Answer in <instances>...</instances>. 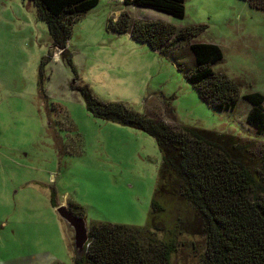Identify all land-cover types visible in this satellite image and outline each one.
I'll use <instances>...</instances> for the list:
<instances>
[{
	"label": "rangeland",
	"instance_id": "1",
	"mask_svg": "<svg viewBox=\"0 0 264 264\" xmlns=\"http://www.w3.org/2000/svg\"><path fill=\"white\" fill-rule=\"evenodd\" d=\"M185 8L183 19L142 8L128 14L178 29L206 25L198 39L224 53L214 71L241 86L235 111L209 107L169 57L111 32L107 0L73 28L74 71L33 3L0 0V264H74V231L57 211L70 203L84 209L89 232L96 223L147 225L162 165L156 140L95 118L74 84L170 126L264 142L247 124L252 105L244 99L264 95V11L248 0H185ZM206 251L205 237L184 235L171 264H203Z\"/></svg>",
	"mask_w": 264,
	"mask_h": 264
},
{
	"label": "trees",
	"instance_id": "2",
	"mask_svg": "<svg viewBox=\"0 0 264 264\" xmlns=\"http://www.w3.org/2000/svg\"><path fill=\"white\" fill-rule=\"evenodd\" d=\"M26 1L35 5L53 48L74 71L68 49L73 28L100 0ZM248 2L253 9L264 11V0ZM125 4L179 19L186 13L185 0H125ZM108 29L128 34L135 42L169 57L209 107L235 111L241 86L213 69L223 61V50L213 43L196 42L207 31L206 25L178 29L164 22L136 20L122 12L116 21H109ZM183 49L190 54L192 66L182 62L179 51ZM43 66L45 62L41 72ZM72 89L82 95L95 118L147 133L162 155L147 225L94 224L88 247L74 264H171L184 235L207 239L203 264H264V142L170 126L122 103L101 101L83 82ZM244 99L252 105L247 124L264 135V95L248 93ZM52 205L58 207L55 193ZM69 210L84 218L81 206L70 203Z\"/></svg>",
	"mask_w": 264,
	"mask_h": 264
},
{
	"label": "water",
	"instance_id": "3",
	"mask_svg": "<svg viewBox=\"0 0 264 264\" xmlns=\"http://www.w3.org/2000/svg\"><path fill=\"white\" fill-rule=\"evenodd\" d=\"M57 211L62 219L65 220L74 231V248L76 250V255L81 256L88 247L90 237L85 219L74 215L68 210L67 206L59 207Z\"/></svg>",
	"mask_w": 264,
	"mask_h": 264
},
{
	"label": "crops",
	"instance_id": "4",
	"mask_svg": "<svg viewBox=\"0 0 264 264\" xmlns=\"http://www.w3.org/2000/svg\"><path fill=\"white\" fill-rule=\"evenodd\" d=\"M107 3L110 6V15L109 16H111L112 19H114L115 21L118 19V17L121 15L122 12H127L128 13L129 10H131L133 8L138 9V7H135V6H132V5H126L124 2L117 3L114 0H107ZM142 9H145V8H142ZM133 19H136V20H144V19H140V18H133ZM197 41L199 43H205V42L200 41L199 39H197ZM207 43H213V42H207ZM213 44L219 45L218 43H213Z\"/></svg>",
	"mask_w": 264,
	"mask_h": 264
},
{
	"label": "built area",
	"instance_id": "5",
	"mask_svg": "<svg viewBox=\"0 0 264 264\" xmlns=\"http://www.w3.org/2000/svg\"><path fill=\"white\" fill-rule=\"evenodd\" d=\"M114 1L117 2V3L125 2V0H114Z\"/></svg>",
	"mask_w": 264,
	"mask_h": 264
},
{
	"label": "flooded vegetation",
	"instance_id": "6",
	"mask_svg": "<svg viewBox=\"0 0 264 264\" xmlns=\"http://www.w3.org/2000/svg\"><path fill=\"white\" fill-rule=\"evenodd\" d=\"M68 210H69V208H68ZM70 211V210H69Z\"/></svg>",
	"mask_w": 264,
	"mask_h": 264
}]
</instances>
